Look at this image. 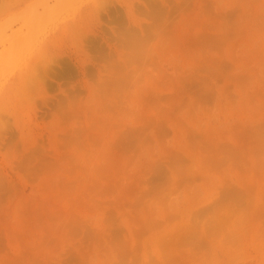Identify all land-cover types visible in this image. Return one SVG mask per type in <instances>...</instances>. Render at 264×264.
I'll use <instances>...</instances> for the list:
<instances>
[{"label": "rangeland", "instance_id": "rangeland-1", "mask_svg": "<svg viewBox=\"0 0 264 264\" xmlns=\"http://www.w3.org/2000/svg\"><path fill=\"white\" fill-rule=\"evenodd\" d=\"M0 264H264V0H0Z\"/></svg>", "mask_w": 264, "mask_h": 264}]
</instances>
